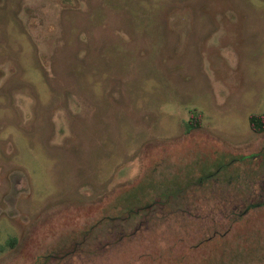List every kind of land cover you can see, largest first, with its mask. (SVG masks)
Segmentation results:
<instances>
[{"label": "rangeland", "instance_id": "1", "mask_svg": "<svg viewBox=\"0 0 264 264\" xmlns=\"http://www.w3.org/2000/svg\"><path fill=\"white\" fill-rule=\"evenodd\" d=\"M193 112L201 127L187 131ZM252 113H264V0H0V264L60 250L98 219L86 210L144 180L191 184L144 232L119 243L134 227L103 225L86 249L96 257L46 264H154V244L187 250L264 199ZM257 224L255 252L227 264H264Z\"/></svg>", "mask_w": 264, "mask_h": 264}, {"label": "trees", "instance_id": "2", "mask_svg": "<svg viewBox=\"0 0 264 264\" xmlns=\"http://www.w3.org/2000/svg\"><path fill=\"white\" fill-rule=\"evenodd\" d=\"M202 114L193 112L186 122L187 131L198 129L201 127ZM249 125L251 129L257 133L264 132V113H252L249 116ZM235 161L224 162L218 166L216 172L225 170ZM214 175L202 174L196 183L202 184L204 179ZM186 183L170 184L167 187H154L150 181H138L131 183L123 188L117 196L111 197V201L104 204L102 202L94 207H90L85 213L89 215L94 210L98 211L99 217L94 223H89L87 228H79L76 226L74 233L66 234V237L60 240V250H52L51 252L39 256L35 264H46V262H58L60 260H73L81 255H89L96 257L100 250H86L89 246L92 248L96 239L101 236L103 225H113L120 223L123 225L133 226L128 234L121 235L119 238L121 243L125 238L134 233L144 232L145 228L140 227L144 224V219L148 218L154 212H162L168 214L171 210L174 200L185 194ZM187 192V191H186ZM83 211H81L82 213ZM84 214V213H83ZM224 223H214L204 235H200L195 241H184L187 250L175 251L174 247H163L154 244L153 254L150 255L154 264H227L230 259H236L240 255H251L255 250L247 248V239L253 233H258L260 217L264 216V199L256 200L254 203L246 204L242 207H235L228 214ZM199 216V215H198ZM138 222V226L135 223ZM125 223V224H124ZM145 225V224H144ZM256 225V231H251ZM191 239V238H189ZM179 242L175 240V245ZM117 242L107 245H101V248L113 246ZM97 248H100L96 246ZM162 250H164L162 252ZM104 251V250H101ZM106 251V250H105ZM131 264H137L141 259L137 258Z\"/></svg>", "mask_w": 264, "mask_h": 264}]
</instances>
